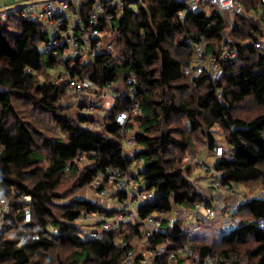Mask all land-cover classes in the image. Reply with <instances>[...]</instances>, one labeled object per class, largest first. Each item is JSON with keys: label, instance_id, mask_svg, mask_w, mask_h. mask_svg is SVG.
I'll return each mask as SVG.
<instances>
[{"label": "trees", "instance_id": "16d2710c", "mask_svg": "<svg viewBox=\"0 0 264 264\" xmlns=\"http://www.w3.org/2000/svg\"><path fill=\"white\" fill-rule=\"evenodd\" d=\"M94 1L81 2L86 19ZM100 1L106 14H116L114 51L96 54L86 64L66 60L64 65L72 76L88 78L102 89L111 84L114 102L105 108L108 121L102 129L90 126L97 118L83 111L86 101L66 100V82L58 81L65 71L58 76L50 72L62 53L40 49L47 39L40 25L14 13L0 15V195L11 197L1 220L0 264H122L126 251L135 250L130 243L117 246L124 232L102 231L99 238H91L77 223L88 213L112 215L115 210L77 191L92 185L99 173L107 174L110 166L128 169L133 158L144 160L135 177L145 182L144 189L155 192L154 200L139 206V214L159 215L166 229L154 236L149 248L166 243L172 249L188 242L202 258L213 254L217 264H264V199L240 200L232 211L237 226L211 243L191 241L183 220L167 223L174 208L190 211L201 202L212 204V196L192 181L191 166L182 163L200 137H206L210 155L217 146L224 148L213 165L222 172V186H264V112L250 117L237 112L246 102L264 108V46L255 45L264 42L259 0H242L244 13L234 18L217 10H187L179 0H128L121 12L112 8L111 0ZM250 10L261 15H249ZM202 41L206 57L219 61L218 78L208 72L198 77L185 73L194 63L195 44ZM129 76L135 78L133 98ZM133 101L141 104L142 112L125 127V132L137 128L133 154L127 155L115 116ZM25 106L33 110L26 112ZM47 118L54 132H63L65 138L44 132ZM215 127L233 148L232 157L210 133ZM82 154L87 164L79 159ZM68 176L74 178V186L60 192ZM23 195L31 197L29 222ZM128 228L129 242L141 234L139 223ZM35 235L39 238L33 239ZM57 248L69 251L70 259H54ZM160 264H169L168 259Z\"/></svg>", "mask_w": 264, "mask_h": 264}, {"label": "built area", "instance_id": "2783aa9c", "mask_svg": "<svg viewBox=\"0 0 264 264\" xmlns=\"http://www.w3.org/2000/svg\"><path fill=\"white\" fill-rule=\"evenodd\" d=\"M138 1L142 2V0ZM81 2L82 0H30L16 6L15 11L13 9H5L0 12V15L7 17L17 12L23 18L39 24L42 32L47 37L40 45V49L44 53L56 55L58 52H61L62 56L68 57L66 60L74 59L80 64H86L91 60H86L88 55L94 57L99 53L114 51V43H107V38L110 35H114L112 34V27L116 14H106L104 4L100 0H95L92 4L90 14L86 19L82 15ZM127 2L128 0H111V6L115 8L116 12H121L127 5ZM184 3L186 4L187 10L194 11L202 9L203 4H208L214 6L222 14H227L232 18L236 14L244 13L242 0H233L231 7H222V5L228 3V0H192ZM259 7L264 9V0H259ZM184 16V12H181V19H184ZM255 45L262 47L264 46V42H255ZM195 52L196 57L194 63L185 69V73L198 77L202 73L208 72L212 77L218 78L222 73L219 61L213 55L206 57L205 43L203 41L195 44ZM206 62L210 67L206 65ZM64 71L65 74L60 76L58 81H65L69 93L76 98H80L81 101L87 102L88 106L85 108L86 113L92 114L96 118L100 115L104 116L105 109L100 102L107 100V107H112L114 94L111 89V84H109V88L102 89L88 78L80 75L72 76L70 70L66 67ZM134 83L135 78L129 76L127 78V84H129V94L132 98L136 94ZM0 89H3V87L0 86ZM141 112V104L138 101H133L129 109L121 110L115 116L116 122L122 128L120 140L124 152L126 148L132 149L129 155L133 154L135 140L134 138L130 140L126 139L125 127L130 121L134 122V117ZM89 124L92 128L96 129H102L104 127L97 119ZM214 154L217 157H221L224 154L223 146H217L214 149ZM79 159L84 164L89 162V159L83 154L79 156ZM143 163L144 160L142 158H133L128 169L123 170L120 167L110 166L107 174L102 172L98 174L96 179L98 180V185L95 189L102 199L98 204L107 210L114 209L115 213L112 215H107L105 212L86 214L85 218L101 227L99 230H91L88 232L89 236L91 238H99L102 231L116 230L124 232L125 234V236L121 235L117 238L116 244L118 247L126 248L129 243L135 247V244H138L137 242L142 243L143 245L138 252H136V249L126 251L122 264H160L165 258L168 259L169 264H217L218 259L213 254L202 258L200 253L196 252L188 242L176 244L175 248L172 249H169L166 243L149 248L154 236L159 233H165L166 229L163 227L162 220L158 217L159 215L149 214L145 218H142L139 214V208H136L137 205L140 206L155 198V192L144 189L139 179L135 177ZM188 163L197 165L203 171H210L212 175L211 186L215 190V193L212 195V204L207 205L205 202H201L190 211L179 209L180 215H186L185 218H189L192 222L193 219L197 222L200 220V211L204 207H206L209 218L224 216V210H226V215H229L231 220H237L233 216L232 211L236 208L240 200H251L253 198L264 199V189L241 191L230 185L222 186V172L215 170L210 163L199 162L195 158H191ZM68 169L69 166L66 170ZM118 193H125L127 196L115 201V205L111 206L109 204L110 197ZM226 196H232L238 199V203L236 205L227 203L225 201ZM2 199L3 197L0 195V201ZM21 200L25 202V221L29 222L32 218L30 206L31 197L29 195H23L21 196ZM1 205L0 203V212L4 210V214H6L8 209L6 208L7 205L2 209ZM170 214L168 216L169 220ZM162 215L164 213L160 214V216ZM176 220H184V218H178ZM176 220H173L171 224L175 223ZM196 221L195 223H197ZM130 223H139L141 234L129 242L127 237L130 235L128 228ZM193 228L195 230L198 229L197 226H193ZM191 231L186 230L189 235H191ZM38 238V235L33 237V239Z\"/></svg>", "mask_w": 264, "mask_h": 264}, {"label": "rangeland", "instance_id": "374dc122", "mask_svg": "<svg viewBox=\"0 0 264 264\" xmlns=\"http://www.w3.org/2000/svg\"><path fill=\"white\" fill-rule=\"evenodd\" d=\"M14 8H12L13 10L16 8L15 6H12ZM203 8L205 9H208V10H216L214 6H211V5H202ZM15 11V10H14ZM247 13L249 15H254V16H260L261 15V12H258V11H255V10H250V11H247ZM15 16H18L19 13L17 12H14ZM65 35V34H64ZM115 36L116 34L114 35H110L108 38H107V43H112L113 40L115 39ZM92 55H88L86 57V60H89V59H92ZM66 59H68V57L66 56H59V62L57 64V66L55 68H53L52 70H50L51 74L54 75V76H58V74L62 71H64V68H65V65H64V61H66ZM72 64L75 63V61L72 59L71 60ZM206 65H207V62H206ZM208 67H210V65L208 64L207 65ZM69 102H73V100L78 103L81 101L80 98H76L74 95H72L71 93L68 92V97L67 99ZM108 103V102H107ZM110 103V101H109ZM107 105V104H106ZM22 108V107H21ZM25 110L26 112H30V110L32 111V106H30L29 108H27L25 106ZM84 112H86V109L83 110ZM238 114L240 115H243V116H253L255 114H257L258 112H264V108H260V107H257V106H254L252 105V103H244L242 106H240L237 110ZM50 121V118H47L45 120V122H49ZM97 121L101 124H104L105 122L108 121V119H106L104 116L100 115V116H97ZM51 123V124H49ZM48 123V127H46L44 130V132L48 135V136H63L65 138V134L61 131H56L54 132V128L52 127L53 126V123L52 122H49ZM136 127H134L133 130H129L125 133V137L127 140H130L132 138H134V135H135V131H136ZM210 133H214V136L217 138L218 142L224 144L226 147L229 148V153L228 155L230 157H232L233 155V148L231 146L228 145L227 141L222 137V134H221V131L218 129V127H215L214 130H210ZM193 152H187L184 157L182 158V163L184 166L186 165H190L191 166V170H192V175L194 174L193 173V170L194 168L196 167L195 165L193 164H189L188 161L191 159V158H197L198 157V153H199V149L200 148H203V151L204 152H207L209 155H202V158H204L206 160L207 163H215L217 162V160L220 158V157H217L215 155H210L209 151L207 150V140H206V137L204 138H199V140H196L194 143H193ZM132 149L130 148H126L125 149V153L126 154H129V152L131 151ZM84 164V163H83ZM44 166L47 165V161H45L43 163ZM191 175V176H192ZM192 178V177H191ZM74 178L72 179L71 176H68L67 180L65 183H63L61 185V187L59 188V191L60 192H68L70 191V189L74 186ZM141 181V184L142 185H145V182L140 179ZM192 181L195 182L197 185L199 184L198 183V180L195 179V178H192ZM98 185V180H95L92 185H90L89 187L85 188L84 190H79L77 191L78 194L82 197V198H85V199H89V200H92L93 202H96V203H100L101 202V197L98 195L97 191H96V186ZM240 188V186H239ZM242 190L244 191H251V190H257V189H264V186L260 183H251L249 185V187L247 186H242L241 187ZM3 197V199L0 201V203L2 204L1 205V209L4 208L6 205L8 208L6 212H8L9 210V204H10V200H11V197L8 196V195H1ZM208 197L209 194H207ZM211 198V197H210ZM115 201H118L117 198H114V197H110L109 199V204L111 206L115 205ZM229 202V201H228ZM136 208H139V206L137 205ZM175 210V211H174ZM173 212L170 214V220L167 222L168 224L170 225H173L171 224V222L173 220H176L178 218L182 219L184 218V221H183V224H184V228L185 229H188V230H192L191 231V234L195 233L196 230L193 228L194 226V223L188 218L186 219V215L185 216H181L180 213H179V209H174ZM4 210L3 212H0V228H2L3 226V223H2V219H4L3 217L5 216L4 214ZM227 213V212H226ZM225 215L224 216H218V217H215V218H209L208 217V213H207V210H206V207L202 208L201 211H200V216L201 218H203V222H201L199 225H197L198 229L197 231L201 232V233H205V232H208V238H209V242L208 243H211V241H215L217 240L220 236H222V233L223 231H227L229 230L230 228L232 227H236V225H233L230 221V217L229 215ZM193 221H195L193 219ZM77 223L81 226L82 230H84L85 232H90L91 230H99L101 227L100 225H97L95 223H92V221H89L87 218H85V216H81L78 220H77ZM229 224V225H228ZM221 230V232L219 231ZM210 233V234H209ZM138 244H135V249H136V252L139 251L140 247H142V243L140 242H137ZM58 255H60L62 258L64 259H70L69 255H70V252L69 251H66V250H60L57 248V250L55 252H53L52 256L54 259H57Z\"/></svg>", "mask_w": 264, "mask_h": 264}, {"label": "crops", "instance_id": "0c3cea01", "mask_svg": "<svg viewBox=\"0 0 264 264\" xmlns=\"http://www.w3.org/2000/svg\"><path fill=\"white\" fill-rule=\"evenodd\" d=\"M28 1H30V0H0V12L3 11V10H5V9H12V8H14L12 6H15L16 7V6L21 5V4H23L25 2H28ZM179 1H182V2H190L192 0H179ZM203 9H205V8H203ZM206 10H208V9H206ZM106 102H107V100H103L102 102H100V104L103 105L102 107L104 109L105 108H108L107 105H106ZM201 154H203V155L205 154L206 156L209 155L207 152H204L203 151V148H200L199 149V153H198V157L195 158V159L197 161H199V162H206V160L204 158H202V155ZM210 164L211 165H214V163H210ZM195 166L196 167L193 170V173L194 174L192 175V173H191V175H192L191 177L198 180V183H199L198 186L200 187V189L203 192L209 194V196H212L215 193V190L211 186L212 175H211L210 171H203L197 165H195ZM242 186L243 185H240V188H238V189L241 190V191H244V190L241 189ZM225 201L227 203L231 204V205H236L238 203V199L233 198L232 196H226L225 197ZM195 221H193V223H194V226L196 227L197 225H199L204 220H203V218H200V220H198V222L196 221L197 223H195ZM183 228H184V224H183ZM184 230H187V229L184 228ZM219 232H221V230ZM224 232L225 231H223V233ZM223 233H222V235H223ZM207 235H208V232L201 233V232H199V231L196 230L195 233L189 235V238H190L191 241L196 242V243L209 242V238H208Z\"/></svg>", "mask_w": 264, "mask_h": 264}, {"label": "clouds", "instance_id": "9594fccd", "mask_svg": "<svg viewBox=\"0 0 264 264\" xmlns=\"http://www.w3.org/2000/svg\"><path fill=\"white\" fill-rule=\"evenodd\" d=\"M232 2H233V0H228V3L225 4V5H222V7H231L232 6ZM238 10H241V9H238ZM230 222L233 225L238 224V220H231ZM261 226L264 227V221L261 222ZM10 235H13L14 236L15 233H11ZM24 243H25V240L24 239H21L20 242H19L20 245H23Z\"/></svg>", "mask_w": 264, "mask_h": 264}, {"label": "bare ground", "instance_id": "6f19581e", "mask_svg": "<svg viewBox=\"0 0 264 264\" xmlns=\"http://www.w3.org/2000/svg\"><path fill=\"white\" fill-rule=\"evenodd\" d=\"M48 54V53H47ZM74 60V59H73ZM75 61V60H74ZM135 155V154H134ZM136 157V156H135Z\"/></svg>", "mask_w": 264, "mask_h": 264}]
</instances>
